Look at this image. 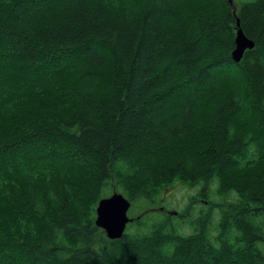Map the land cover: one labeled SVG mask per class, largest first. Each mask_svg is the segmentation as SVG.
<instances>
[{
  "label": "trees",
  "instance_id": "16d2710c",
  "mask_svg": "<svg viewBox=\"0 0 264 264\" xmlns=\"http://www.w3.org/2000/svg\"><path fill=\"white\" fill-rule=\"evenodd\" d=\"M18 94L0 178L76 176L0 227V264H264V0H0V115ZM175 181L197 186L183 208L147 212ZM111 190L144 208L115 239L95 225Z\"/></svg>",
  "mask_w": 264,
  "mask_h": 264
},
{
  "label": "rangeland",
  "instance_id": "374dc122",
  "mask_svg": "<svg viewBox=\"0 0 264 264\" xmlns=\"http://www.w3.org/2000/svg\"><path fill=\"white\" fill-rule=\"evenodd\" d=\"M54 87L55 84L50 79L45 85L44 92L41 94L43 95L42 98H48V95H51L52 92L55 91ZM29 99L30 97H26L24 94H18L15 96L14 102L5 110L2 115H0V133L2 132V130H6L7 128H9L10 123L14 119V112L17 110L18 107H21ZM188 158L191 159H188L187 165L192 161L191 156H188ZM46 171H48V175L44 177L45 181H40L38 184L30 185V187L23 185L22 182L16 181V177H12L10 179L0 178V227L3 229L6 228L9 234H16L13 232L16 227L19 231L22 232L19 234H23L25 232V228L22 224H27L28 226L33 224V221L29 222L23 216L21 210L22 207L27 209L31 207L32 209L36 210L37 216H35V219L39 220L41 217L40 213H42L40 209L46 211V213L51 212V209L55 207V205H59L62 202L61 198H63L65 193L62 190H64V188L65 190L71 189L69 187V184L72 183H68L67 181L70 180L72 182V178L76 176L75 173L65 172V170L62 171L60 168H46ZM164 172L165 171H162L158 174ZM181 174L179 178H181ZM174 178L175 177H173L169 181L173 180ZM196 190L197 186L190 187L179 181H175L172 186H170L166 190H163L161 192V195L159 194L161 197L160 201L156 203L153 210H148L147 212H153L152 215H157L158 211L162 209L160 206L166 207V209H168L169 211L181 210L185 205L188 196L195 193ZM114 192L116 191L111 190L110 195ZM73 195L74 194H70V196ZM70 196L68 195V198H70ZM75 196H77L78 199V201L74 203L75 207L78 210L85 211V213L87 214V209L90 205V201H88L87 199H81L79 193L75 194ZM46 197H48L49 201L47 202V205L43 203L46 201ZM215 198L218 199L217 197ZM37 203H39V207H37ZM198 208L199 206H196V210ZM142 210H144V208L142 207H136L135 210L131 207L128 209L127 214L128 216L135 215L141 212ZM28 211L31 212L33 210ZM21 214L23 216V218H21L22 224L18 222L19 220L17 221V215ZM16 222H18V224H15Z\"/></svg>",
  "mask_w": 264,
  "mask_h": 264
},
{
  "label": "water",
  "instance_id": "95a60500",
  "mask_svg": "<svg viewBox=\"0 0 264 264\" xmlns=\"http://www.w3.org/2000/svg\"><path fill=\"white\" fill-rule=\"evenodd\" d=\"M234 44L231 57L235 62L241 59L246 49L253 47V41L246 37L239 27L238 20H236ZM129 207V200L118 192L99 199L95 209V225L101 228L109 239L121 237L127 223L131 221L127 214Z\"/></svg>",
  "mask_w": 264,
  "mask_h": 264
}]
</instances>
